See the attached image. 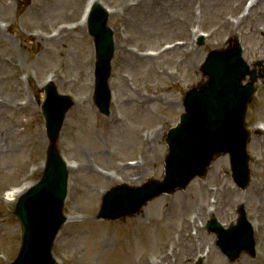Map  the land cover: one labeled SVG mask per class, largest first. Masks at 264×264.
I'll list each match as a JSON object with an SVG mask.
<instances>
[{"label":"rangeland","instance_id":"1","mask_svg":"<svg viewBox=\"0 0 264 264\" xmlns=\"http://www.w3.org/2000/svg\"><path fill=\"white\" fill-rule=\"evenodd\" d=\"M98 1L110 10L114 43L106 116L92 101L93 43L79 26L87 0H0V264H8L19 246L8 192L41 174L47 138L39 87L48 78L72 101L58 142L74 164L67 219L53 246L58 264H264L260 79L247 113L255 162L246 189L232 182L228 158L220 156L204 178L154 198L135 215L96 218L105 189L162 175L166 131L178 121L185 91L202 80L199 66L209 50L238 36L244 59L261 61L256 68L264 73V0H249L244 12V0ZM240 204L253 226L256 254L229 261L204 226L212 215L226 225L235 221Z\"/></svg>","mask_w":264,"mask_h":264},{"label":"water","instance_id":"2","mask_svg":"<svg viewBox=\"0 0 264 264\" xmlns=\"http://www.w3.org/2000/svg\"><path fill=\"white\" fill-rule=\"evenodd\" d=\"M106 14L93 6L88 32L95 49L94 101L101 112L108 113L110 90L107 78L113 52L112 31L106 27ZM207 79L189 89L183 98L185 111L179 123L168 130L164 174L160 180L149 179L138 187L117 185L102 198L98 217L117 219L138 212L141 206L161 193L185 188L194 176H202L206 166L219 154L227 153L232 178L241 188L248 181L251 159L246 145L249 130L245 112L251 100L255 75L240 57L236 45L210 51L200 66ZM250 75L246 85L241 80ZM70 102L56 95L51 84L45 88L41 112L48 130L50 146L40 180L15 203L21 234L19 252L11 264H56L51 253L53 238L61 223L66 192V167L55 146L57 133ZM236 224L225 229L218 223L209 225L216 233V245L231 261L242 251L254 254L252 228L240 207Z\"/></svg>","mask_w":264,"mask_h":264},{"label":"bare ground","instance_id":"3","mask_svg":"<svg viewBox=\"0 0 264 264\" xmlns=\"http://www.w3.org/2000/svg\"><path fill=\"white\" fill-rule=\"evenodd\" d=\"M92 0H87V2L85 3V6H84V8H83V11H82V14H81V18H80V22H79V26H84V24H83V20H84V17H85V14H86V12H87V8H88V5H89V3L91 2ZM68 166H69V168H71L72 169V167H74V164H73V161L72 160H70L69 162H68ZM18 191L19 190H13L12 192H9L8 193V198H13V197H15V195L18 193Z\"/></svg>","mask_w":264,"mask_h":264}]
</instances>
